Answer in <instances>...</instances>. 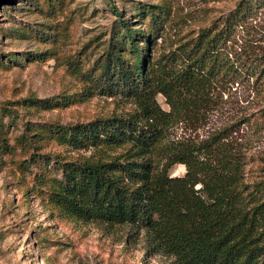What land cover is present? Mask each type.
<instances>
[{
	"label": "trees",
	"instance_id": "obj_1",
	"mask_svg": "<svg viewBox=\"0 0 264 264\" xmlns=\"http://www.w3.org/2000/svg\"><path fill=\"white\" fill-rule=\"evenodd\" d=\"M263 4L238 0L220 24L153 61L148 51L160 27L152 21L146 35L113 6L123 33L93 82L106 94L129 98L136 109L50 128L58 144L93 149L84 159L60 162L50 201L70 216L145 230L149 245L170 257L168 264H264V179H247V145L235 136L251 115H234L198 134L219 108L221 85L252 80V89L263 91L264 56L244 54L238 44V32ZM257 108L255 122L264 118V104ZM179 123L195 135L168 140V129ZM176 164L184 165L182 175L169 173Z\"/></svg>",
	"mask_w": 264,
	"mask_h": 264
},
{
	"label": "rangeland",
	"instance_id": "obj_2",
	"mask_svg": "<svg viewBox=\"0 0 264 264\" xmlns=\"http://www.w3.org/2000/svg\"><path fill=\"white\" fill-rule=\"evenodd\" d=\"M237 1L0 0V264L170 262L149 245L145 230L70 216L50 201V179L61 177L60 162L84 159L93 149L58 144L49 130L136 109L129 98L106 94L93 82L107 50L123 33L113 6L146 35L152 21L160 27L148 51L153 61L180 44L190 45L202 28L220 24ZM238 37L244 54L264 56V4ZM138 43L146 47L143 39ZM251 84L221 85L209 128L198 131L202 137L234 115L250 114L252 120L239 123L235 134L247 145L249 181L264 179V118L255 122L264 87L257 94ZM156 99L169 109L161 94ZM166 134L171 141L195 131L179 123ZM184 172L182 164L169 170Z\"/></svg>",
	"mask_w": 264,
	"mask_h": 264
}]
</instances>
